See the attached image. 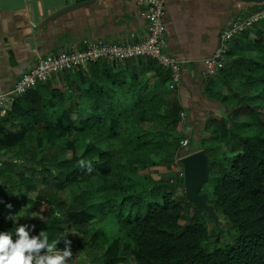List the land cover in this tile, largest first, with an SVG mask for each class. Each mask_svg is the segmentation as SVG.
<instances>
[{
  "label": "trees",
  "instance_id": "obj_1",
  "mask_svg": "<svg viewBox=\"0 0 264 264\" xmlns=\"http://www.w3.org/2000/svg\"><path fill=\"white\" fill-rule=\"evenodd\" d=\"M255 43L256 50H263L261 60L253 63L259 72L241 76L233 97L228 89L209 95L223 106L231 98L253 103L248 111L259 115L257 108L264 107V45ZM117 62L59 74L63 82L76 74L81 90V79L90 80L80 100L68 102L65 86L48 90L41 84L0 116V233L11 232L15 240L16 228L26 225L31 235L43 230L50 243L66 236L84 252L97 231L101 254L93 259L82 255L72 264H125V254L134 264H264V121L260 119L261 128L255 126L262 132L253 136L222 124L221 136L211 140L235 138L240 144L228 153L223 140L209 145L202 137L205 125H192L191 132L183 133L185 111L178 100H168L172 83L167 69L149 61L158 79L136 87L117 83ZM99 63H109L111 70L91 77ZM128 97L132 104L125 101ZM230 113L238 118L242 108ZM202 149L212 161L210 179L219 174L209 193L214 211L222 216L218 224L210 219L215 236L209 233L207 212L199 208L200 214L188 218L197 207L185 192L182 199L169 190L184 185L182 168L177 185L173 180L156 182L157 172H150L162 164L171 167L176 155ZM140 164L144 175L136 168ZM9 215L16 217L15 223L6 219Z\"/></svg>",
  "mask_w": 264,
  "mask_h": 264
},
{
  "label": "crops",
  "instance_id": "obj_2",
  "mask_svg": "<svg viewBox=\"0 0 264 264\" xmlns=\"http://www.w3.org/2000/svg\"><path fill=\"white\" fill-rule=\"evenodd\" d=\"M87 1L0 0V93L10 91L39 57L82 50L86 41L137 43L147 36V24L141 17L137 0H98L93 5L81 6L49 20L61 10ZM259 7L236 0H166L165 51L177 56L182 64L181 84L178 87L170 85L168 100H178L182 104L186 113L183 130L188 133L193 130L192 125L204 126L210 117L217 118L224 109L225 106L209 94L226 92L228 74L235 72L238 75L237 70L242 68L246 73L242 72L240 76L255 70L259 72L253 63L263 56V50L255 48L258 46L255 42L264 45L262 24L233 40L225 70L214 76H207L205 72L206 60L215 52L221 32L237 17H247ZM249 49L255 53L245 58ZM248 59L250 63L246 64ZM149 61L145 58L118 61L117 83L126 81L129 86L136 87L138 84L152 85L158 76ZM104 64L96 65L91 77H100L111 70L109 63ZM75 75H68L65 82L57 75L44 86L48 90L65 86L68 102L80 100L79 96L87 92L85 88L89 87L90 80L81 79L84 88L81 90L80 79ZM125 101L132 104L134 100L128 97ZM189 118L192 123H188ZM73 260L72 257L68 264Z\"/></svg>",
  "mask_w": 264,
  "mask_h": 264
},
{
  "label": "built area",
  "instance_id": "obj_3",
  "mask_svg": "<svg viewBox=\"0 0 264 264\" xmlns=\"http://www.w3.org/2000/svg\"><path fill=\"white\" fill-rule=\"evenodd\" d=\"M141 17L147 24V36L140 42L125 43L101 40L86 41L84 49L62 51L39 57L35 65L13 86L0 93V116L12 110L16 101L37 86L48 83L53 77L74 70H88L93 63L126 61L145 58L155 62L170 72L171 83L178 87L182 81L180 59L165 51L166 45V0H137ZM264 22V5L249 16L237 17L220 34L218 46L213 55L206 60V75L214 76L226 68L231 45L234 39ZM186 113H181L184 121ZM187 144L185 142L184 146ZM0 166L1 163H0Z\"/></svg>",
  "mask_w": 264,
  "mask_h": 264
},
{
  "label": "rangeland",
  "instance_id": "obj_4",
  "mask_svg": "<svg viewBox=\"0 0 264 264\" xmlns=\"http://www.w3.org/2000/svg\"><path fill=\"white\" fill-rule=\"evenodd\" d=\"M255 52L253 50H248L247 53L244 54V57L245 58H248L247 56H250V55H253ZM245 61V59H244ZM244 61H242L244 63ZM250 63V60L248 59V61H246V64H249ZM238 71V75H235V76H232V77H228V80L230 79L229 81V86H228V91H230V96L233 97L237 94V89H236V84H239L240 82V74L243 72V73H246V71H244V69L242 68L237 70ZM263 103V102H262ZM248 104L250 105L251 103L250 102H242L240 100H232L231 98V101H229V103L227 104L228 106H225L224 109L221 111V113L218 115L217 118H214V117H210L206 124H205V130H204V133L202 134V137L204 139H206L207 143L212 144V145H215L216 143L219 144L218 142L222 141L223 139L220 138V140L217 142L216 140H211L212 139V136L218 134L219 136H221V125L222 124H227V127L232 131V132H239L242 136H253L255 134H260L262 132V130H259L257 129L256 127H262L260 125L261 122H260V119H262L264 121V107L260 106L258 109L257 108V112H259V115H256V114H252L251 112H249L247 106ZM253 104V103H252ZM251 104V105H252ZM237 105H240V106H237ZM242 108V113L240 114V116L238 118H233L231 117V113L230 112H233L235 111L236 109L238 108ZM231 117V118H230ZM252 123V125L246 127L245 123ZM258 125V126H256ZM256 126V127H255ZM208 127V128H206ZM190 130V129H189ZM182 131H180V134L179 136H182ZM183 133H186L188 134V131L186 129H184ZM223 145L226 146L224 148V150L228 151V153L230 152V150L232 148H237L238 145L240 144L238 141H236L235 138H232L231 135H229L228 137H226L223 141ZM185 144V141L184 143ZM237 146V147H236ZM116 148L117 147V144L115 145ZM223 152L225 151H220V155L223 154ZM231 155V154H230ZM221 159L223 156H219ZM181 158V157H180ZM178 155H176V157L174 158L175 160V163H172L171 167H167L165 165H159L158 167H155V168H152L150 170L151 173H154V172H157L156 174L154 173L153 174V179L154 181L156 182H160L162 180L164 181H170L172 182L173 180V185H177L176 182L181 178V174H182V169L177 165V161L178 159H180ZM124 158L120 155L118 157V162L121 163ZM159 160V159H158ZM138 169V172L141 174V175H144L146 173V168L143 166V165H138L136 167ZM184 175V174H183ZM219 175V174H218ZM217 173H213L212 176H211V179L209 181V183L204 186L203 188V191L206 192L207 194H209L212 190V186L214 185L215 183V179L216 177L218 176ZM184 186V185H183ZM183 186H179L175 189H172L171 187L169 188V190H171L175 195H177L178 197H182L183 199ZM177 197V198H178ZM0 199H1V193H0ZM209 203L212 205V201H209ZM196 214H200V210L199 208L197 209H191V212L190 214H188V218H191L192 216L196 215ZM205 220L207 221V224H208V229H209V233L210 235L212 236H215L217 235L218 233L216 232V225L215 223H212L211 220L205 216L204 217ZM220 218H222V216H220ZM219 218V219H220ZM233 235H235V233H233ZM100 234L96 231L94 234L92 233L91 235V240H90V245L88 246V248L84 251V252H80L76 249L74 243L72 242V252H73V258L76 259V258H83L82 255H87L89 258H95L93 256H99L102 252V248H103V244H102V241L100 239ZM227 238H230L232 240L231 237H229L227 235ZM221 247L224 246V240L221 241V243L219 244ZM57 247H61L59 248V250H63L65 248V246L63 244H58ZM91 256V257H90ZM125 257V264H134L132 262V260L130 259L129 255L128 254H125L124 255ZM95 264V263H94Z\"/></svg>",
  "mask_w": 264,
  "mask_h": 264
},
{
  "label": "clouds",
  "instance_id": "obj_5",
  "mask_svg": "<svg viewBox=\"0 0 264 264\" xmlns=\"http://www.w3.org/2000/svg\"><path fill=\"white\" fill-rule=\"evenodd\" d=\"M6 219L15 223L16 217L9 215ZM15 237L14 240L11 232L0 233V264H68L73 257L72 241L66 236L50 243L43 230L38 235H31L28 226L21 225L16 228ZM61 241L65 244L63 250L57 247Z\"/></svg>",
  "mask_w": 264,
  "mask_h": 264
},
{
  "label": "water",
  "instance_id": "obj_6",
  "mask_svg": "<svg viewBox=\"0 0 264 264\" xmlns=\"http://www.w3.org/2000/svg\"><path fill=\"white\" fill-rule=\"evenodd\" d=\"M98 0H88L87 2L75 4L69 6L60 12L53 15L49 20L55 19L60 15L72 11L81 6L93 5ZM239 3L245 5L262 6L264 5V0H236ZM188 129L191 126L188 125ZM211 158L208 156L205 150H199L181 157L177 161V165L183 169L184 174V186L183 191L186 194V199L188 202L192 203L197 208H202L207 212L209 219L215 221L216 224L219 223V217L214 211L212 205L209 203V194L203 192L204 186H206L210 181L211 174Z\"/></svg>",
  "mask_w": 264,
  "mask_h": 264
}]
</instances>
